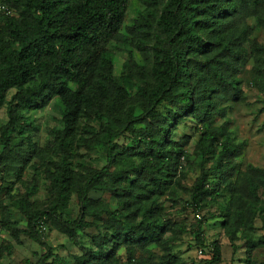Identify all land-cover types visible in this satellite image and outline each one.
<instances>
[{
	"label": "trees",
	"instance_id": "1",
	"mask_svg": "<svg viewBox=\"0 0 264 264\" xmlns=\"http://www.w3.org/2000/svg\"><path fill=\"white\" fill-rule=\"evenodd\" d=\"M130 1L2 0L14 14L0 17V110L7 119L0 126V194L23 186L8 199L25 227L0 199V229L17 245L40 246L36 264H65L42 241L40 223L73 244L93 231L71 264H185L172 252L183 235L202 250L204 264H220L218 241L204 237L203 220L187 228L166 219L163 206L179 205L190 138L173 135L192 120L199 161L185 208L202 213L218 205L232 255L242 242L241 264H264L254 259L264 251V166L238 161L245 142H235L228 116L245 103L247 60L250 82L264 95V46L249 24L264 30V0H135L142 10L123 34ZM114 43L139 58L129 52L118 76ZM54 98L59 125L40 148L27 115ZM92 154L101 167L91 164ZM28 169L45 183L43 202L23 182ZM11 247L0 246V264Z\"/></svg>",
	"mask_w": 264,
	"mask_h": 264
},
{
	"label": "rangeland",
	"instance_id": "2",
	"mask_svg": "<svg viewBox=\"0 0 264 264\" xmlns=\"http://www.w3.org/2000/svg\"><path fill=\"white\" fill-rule=\"evenodd\" d=\"M142 10V6L138 4L137 1L131 0L129 2L126 15L124 17L123 26L121 32L124 34L127 27H130L137 17V13ZM250 26L254 28L252 39L264 46V30L258 28L254 20L249 21ZM112 45L113 52V66L114 73L116 76L122 70L123 64L128 59L129 52L135 60L138 61L137 53L120 43H114ZM252 63L247 60L241 78L243 80L242 89L245 95V103L238 104L233 107L232 112L228 115L231 121L230 130L235 137L236 143L245 142L243 155L238 161L241 162L243 166L253 165L256 167L264 166V128L262 127L264 121V112L258 113L259 110L264 108V95L261 94L250 82L252 79V73L250 71ZM12 93V92H11ZM10 93V94H11ZM61 106L58 98H54L48 107L40 112H30L28 117V122H34V127L37 128L33 133L34 140L40 148H45L49 141L51 140V135L49 131L51 128L58 127L60 120ZM5 108L0 110V126L6 122ZM195 123L192 120H185L181 125H179L174 132L173 140L178 141L184 136L190 138L188 146L185 151L188 155L189 162L184 163L182 161L184 176L180 180V186L177 190V198L180 199L179 205L176 208L171 207L169 203H163L164 211L166 212V219L172 218L179 224H184L187 228L190 225H195L196 220H203L204 237L208 242L218 241L219 247L221 249V263L220 264H241L244 260V249L242 242H236L238 250L232 255V248L230 243H228V238L224 235L221 229V215L220 207L217 205H211L205 208L202 213H193L192 211L185 208L184 202L189 200L188 190L191 188L192 183L196 178V170L198 165V159L195 158L193 154L195 144L198 140V135L194 133ZM124 141V140H121ZM120 141V142H121ZM125 142V141H124ZM1 152V146H0ZM83 154V150H80ZM91 164L101 167L103 161L97 158L96 154H92L90 157ZM33 169H28L23 178V182L29 185V188L35 187L36 193L33 200L43 202L47 198V191L43 184L42 177L34 178ZM36 175V174H35ZM14 192L9 195H1L0 199H4V203L7 204L6 212L12 213V221L16 223L19 228H24V220L17 212L12 211L9 207L8 197H13L16 195H21L24 193L23 186L21 184H16L14 187ZM70 208L75 215L77 212V207L75 201L70 204ZM196 215L200 217L198 220ZM4 212L0 208V222L4 219ZM259 226V223H257ZM92 230H88L84 235L80 236L77 243L73 244L67 240L65 236L56 231L45 232L42 237V241L54 248L55 253L63 259L65 264L72 263V256L80 255L83 248L89 247V235L92 234ZM261 234H257L256 237ZM179 243H176L172 247V252L184 261L185 264H204L205 259L199 256L197 246L194 245L191 237L189 235H183ZM8 244L12 246L9 253L4 255L1 264H25L26 261L31 264H36L39 260L37 254L44 252L40 246L30 242L29 240H24L22 245H17L10 238L9 234L0 229V246ZM254 259L258 263H264V251L258 252Z\"/></svg>",
	"mask_w": 264,
	"mask_h": 264
},
{
	"label": "built area",
	"instance_id": "3",
	"mask_svg": "<svg viewBox=\"0 0 264 264\" xmlns=\"http://www.w3.org/2000/svg\"><path fill=\"white\" fill-rule=\"evenodd\" d=\"M14 13H13V10L10 8V6H7L5 5L2 0H0V17H9V16H12ZM196 218L199 220L200 217L198 215H196ZM39 230H40V233H45L46 232V227L44 226L43 223H40L39 225ZM198 254L199 256L202 257V250L200 249L198 251Z\"/></svg>",
	"mask_w": 264,
	"mask_h": 264
}]
</instances>
